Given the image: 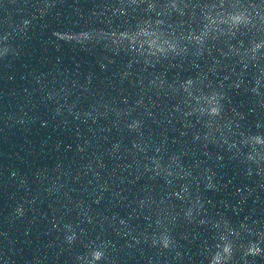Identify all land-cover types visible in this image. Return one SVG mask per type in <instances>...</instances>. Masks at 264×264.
<instances>
[{"label":"water","instance_id":"water-1","mask_svg":"<svg viewBox=\"0 0 264 264\" xmlns=\"http://www.w3.org/2000/svg\"><path fill=\"white\" fill-rule=\"evenodd\" d=\"M0 264H264V0H0Z\"/></svg>","mask_w":264,"mask_h":264}]
</instances>
